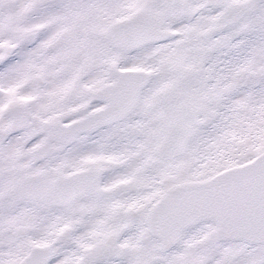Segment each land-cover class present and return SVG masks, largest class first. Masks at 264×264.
I'll return each instance as SVG.
<instances>
[{
	"label": "snow or ice",
	"instance_id": "1",
	"mask_svg": "<svg viewBox=\"0 0 264 264\" xmlns=\"http://www.w3.org/2000/svg\"><path fill=\"white\" fill-rule=\"evenodd\" d=\"M0 264H264V0H0Z\"/></svg>",
	"mask_w": 264,
	"mask_h": 264
}]
</instances>
